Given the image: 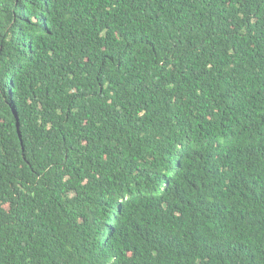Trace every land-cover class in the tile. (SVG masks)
I'll use <instances>...</instances> for the list:
<instances>
[{
    "label": "trees",
    "instance_id": "trees-1",
    "mask_svg": "<svg viewBox=\"0 0 264 264\" xmlns=\"http://www.w3.org/2000/svg\"><path fill=\"white\" fill-rule=\"evenodd\" d=\"M0 264H264V0H0Z\"/></svg>",
    "mask_w": 264,
    "mask_h": 264
}]
</instances>
